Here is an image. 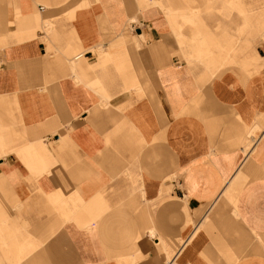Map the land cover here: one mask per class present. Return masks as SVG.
I'll use <instances>...</instances> for the list:
<instances>
[{
  "label": "crops",
  "instance_id": "crops-1",
  "mask_svg": "<svg viewBox=\"0 0 264 264\" xmlns=\"http://www.w3.org/2000/svg\"><path fill=\"white\" fill-rule=\"evenodd\" d=\"M0 43V264H264V0H0Z\"/></svg>",
  "mask_w": 264,
  "mask_h": 264
},
{
  "label": "rangeland",
  "instance_id": "rangeland-1",
  "mask_svg": "<svg viewBox=\"0 0 264 264\" xmlns=\"http://www.w3.org/2000/svg\"><path fill=\"white\" fill-rule=\"evenodd\" d=\"M45 28H46L45 26H42V28H36V30L39 29V30L45 31V32L49 35L50 32H49L47 29H45ZM3 46H4V44H3V43H0V49H1ZM99 51H102V50L100 49V50H98V52H99ZM71 56H72L71 54H68V55L66 56V60H69V59L71 58ZM69 65L72 66L71 63H69ZM72 68H73V67H72ZM209 206H210V205H208L207 208H208ZM207 208H206V210H207ZM213 210H214V209L211 210V213H212Z\"/></svg>",
  "mask_w": 264,
  "mask_h": 264
},
{
  "label": "built area",
  "instance_id": "built-area-1",
  "mask_svg": "<svg viewBox=\"0 0 264 264\" xmlns=\"http://www.w3.org/2000/svg\"><path fill=\"white\" fill-rule=\"evenodd\" d=\"M82 54H78L77 56H75V59L81 57Z\"/></svg>",
  "mask_w": 264,
  "mask_h": 264
},
{
  "label": "bare ground",
  "instance_id": "bare-ground-1",
  "mask_svg": "<svg viewBox=\"0 0 264 264\" xmlns=\"http://www.w3.org/2000/svg\"><path fill=\"white\" fill-rule=\"evenodd\" d=\"M78 59V58H77Z\"/></svg>",
  "mask_w": 264,
  "mask_h": 264
}]
</instances>
